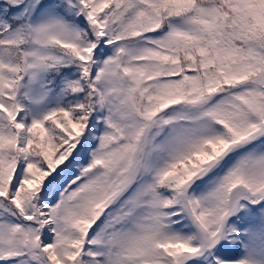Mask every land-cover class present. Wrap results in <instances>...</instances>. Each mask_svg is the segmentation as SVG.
I'll return each mask as SVG.
<instances>
[{"label": "snow or ice", "instance_id": "snow-or-ice-1", "mask_svg": "<svg viewBox=\"0 0 264 264\" xmlns=\"http://www.w3.org/2000/svg\"><path fill=\"white\" fill-rule=\"evenodd\" d=\"M0 264H264V0H0Z\"/></svg>", "mask_w": 264, "mask_h": 264}]
</instances>
